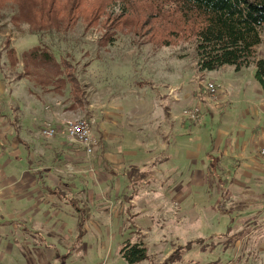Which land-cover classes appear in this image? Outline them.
<instances>
[{"label":"rangeland","instance_id":"1","mask_svg":"<svg viewBox=\"0 0 264 264\" xmlns=\"http://www.w3.org/2000/svg\"><path fill=\"white\" fill-rule=\"evenodd\" d=\"M16 12L10 3L0 11V264H126L125 241L146 248L137 264H162L177 249L175 264H264V176L254 173L264 167V104L254 106L258 117L239 118L246 110L232 108L227 92L212 103L202 91L211 81L225 88L233 73L248 80L252 67L204 74L194 44L156 48L122 32L102 47L103 28L85 31L81 20L64 34H32L11 22ZM38 45L74 63L85 106L72 108L68 87L53 95L20 78L7 49L18 57ZM24 106L34 109L28 122ZM195 106L193 122L183 111ZM78 121L97 140L89 156L65 134ZM238 123L256 134L249 157L198 146ZM48 125L51 138L42 135ZM55 187L84 214L47 194Z\"/></svg>","mask_w":264,"mask_h":264},{"label":"trees","instance_id":"2","mask_svg":"<svg viewBox=\"0 0 264 264\" xmlns=\"http://www.w3.org/2000/svg\"><path fill=\"white\" fill-rule=\"evenodd\" d=\"M9 3L17 11L11 22L27 24L32 34H64L81 20L85 31L103 28L99 41L102 47L111 44L120 32L133 34L142 45L156 48L194 44L200 72L224 66L239 72L251 66L253 78L264 94V56L258 54L264 45V0H0V11ZM114 6L120 8L116 13L110 11ZM6 56L12 67L21 64L20 78H28L35 87L59 96L68 87L72 108L85 106L76 67L69 58L57 59L43 45L18 57L13 49H7ZM47 192L84 214L78 200L61 189L48 188ZM84 224L82 219L79 229ZM201 241H191L184 247ZM180 253L181 249L174 250L162 264H175ZM119 255L126 264L149 259L142 244L129 241L122 244Z\"/></svg>","mask_w":264,"mask_h":264},{"label":"crops","instance_id":"3","mask_svg":"<svg viewBox=\"0 0 264 264\" xmlns=\"http://www.w3.org/2000/svg\"><path fill=\"white\" fill-rule=\"evenodd\" d=\"M203 73L206 74L205 72ZM234 74L235 73H233V75H231L230 78H228L225 88L221 84L216 83L220 85V91L217 95V101L212 102V103L219 102V97L221 93H224L225 96L227 97V94H226L227 92L229 97L232 96V98H234L233 102L235 106L232 105V108L238 107V109L246 110V112L245 111L237 112V115L239 118H243L249 115L258 117L256 111L254 110V106H256V103L264 104V94L261 88L259 87V85L257 84V82L253 78V68L249 70L248 80H245L243 77H240L238 73L236 75ZM251 77L253 78L254 81L251 80ZM173 97L174 98L176 97V95H174V91H173ZM226 100L227 98L225 99V101ZM248 108H251L252 112ZM20 110L24 114V119H26L27 122H28V118L32 119L34 109L31 106H27V108L24 106V108H21ZM223 116H226V115L224 114ZM50 123L57 124L56 122H52V121ZM240 124L241 123H238V125L235 124V126L233 127V129L237 128V132H233V134L230 135L228 131L227 134H222L221 137L214 139L213 143H211L210 140L207 141L204 139V137H201V139H198L197 141L198 146H201V149L204 152H209L208 150H210L211 153H213V155L216 156V158H219L220 156H223V155H225L224 157H226L229 154H231L233 151H236L238 154H241L242 156L249 157L250 154L248 152L252 151L253 148L256 147V145H254L256 141V134L255 135L251 134V130H252L251 128L247 129L245 128V126L240 125ZM263 146H264V143L259 147V149ZM215 162H217V160H215ZM254 173L264 176V167L254 170Z\"/></svg>","mask_w":264,"mask_h":264},{"label":"built area","instance_id":"4","mask_svg":"<svg viewBox=\"0 0 264 264\" xmlns=\"http://www.w3.org/2000/svg\"><path fill=\"white\" fill-rule=\"evenodd\" d=\"M202 91L203 94L206 95L207 100L215 102L217 101V95L220 91V85L214 82H208L206 85L202 86ZM169 94L173 96V91L170 90ZM183 114L188 120L195 122L198 119L199 108L195 106L189 110L183 111ZM55 134V129L51 125H48L42 130V135L46 138H51ZM65 134L70 142L82 146L88 156L91 155L97 144V140L91 134L89 125L83 121L67 122ZM258 156L264 158V146L258 150Z\"/></svg>","mask_w":264,"mask_h":264}]
</instances>
